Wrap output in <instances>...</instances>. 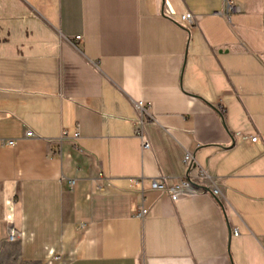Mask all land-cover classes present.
<instances>
[{"label": "crops", "instance_id": "0c3cea01", "mask_svg": "<svg viewBox=\"0 0 264 264\" xmlns=\"http://www.w3.org/2000/svg\"><path fill=\"white\" fill-rule=\"evenodd\" d=\"M224 1L0 0V252L264 264V0H234L231 23L212 16ZM186 153L220 196L200 180L178 202L151 188L187 176Z\"/></svg>", "mask_w": 264, "mask_h": 264}, {"label": "built area", "instance_id": "2783aa9c", "mask_svg": "<svg viewBox=\"0 0 264 264\" xmlns=\"http://www.w3.org/2000/svg\"><path fill=\"white\" fill-rule=\"evenodd\" d=\"M241 7L238 3H236L234 0H225L223 7L221 9L215 10L212 13V16L223 18L227 22L231 23L233 21L234 16L241 13ZM202 17L200 15H195L191 12H187L184 15L181 16V22L186 25V27L190 30L194 29L198 26L200 20ZM80 40V38H77ZM135 109L137 110L139 114V121L137 122L138 126L136 127V134L141 139L142 147L144 150H148L151 148V143L148 137L143 132V127L145 125V119H151L154 120L152 115L149 112V104L146 103L143 100L136 101L134 103ZM155 121V120H154ZM236 136H242L243 140H250L253 143H256L258 141V137H248L241 135L240 133H237ZM26 138H32L35 137V133L32 130H28L25 134ZM75 137H78V134L75 135ZM64 138V135H63ZM2 144L4 146L13 147L16 144V140H3ZM184 163L188 169L187 176L183 178H179L172 182L171 185L168 184V181L166 179H155L151 181V188L155 191H158L163 194L169 195L171 200L173 202H178L182 199H185L193 194L199 193L200 191H204L203 187H198L195 185L197 180L205 181L210 183L211 185H207L211 191V193L218 197L221 194V190L213 185L215 182V179L212 178L207 171L204 169L197 167L195 165V161L193 159V156L191 153H186L184 157ZM197 171V177H191V172ZM142 186L144 185V181L138 182ZM70 184L73 186L75 184V181H71ZM147 213L146 210H143L141 212V216H144ZM8 219H12V216L9 215ZM17 235L16 230L12 229L9 235L10 241H14L15 237ZM234 235L238 236L239 232L237 229L234 230Z\"/></svg>", "mask_w": 264, "mask_h": 264}, {"label": "rangeland", "instance_id": "374dc122", "mask_svg": "<svg viewBox=\"0 0 264 264\" xmlns=\"http://www.w3.org/2000/svg\"><path fill=\"white\" fill-rule=\"evenodd\" d=\"M13 254L7 249H2L0 252V264H20L15 258H10V255Z\"/></svg>", "mask_w": 264, "mask_h": 264}]
</instances>
